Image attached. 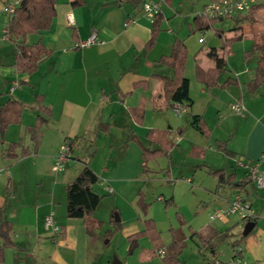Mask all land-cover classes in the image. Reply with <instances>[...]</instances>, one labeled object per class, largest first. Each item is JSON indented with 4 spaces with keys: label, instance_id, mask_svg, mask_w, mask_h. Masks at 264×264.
Segmentation results:
<instances>
[{
    "label": "crops",
    "instance_id": "0c3cea01",
    "mask_svg": "<svg viewBox=\"0 0 264 264\" xmlns=\"http://www.w3.org/2000/svg\"><path fill=\"white\" fill-rule=\"evenodd\" d=\"M156 1L160 6L161 29L154 43L147 46L152 21L146 17L140 4L135 5L127 0H85V4L73 7L70 0H56V13L50 28L39 33H29L25 37L29 43L40 39L52 50L51 55L41 59L35 71L28 73L15 70L12 40L2 37L5 19L1 9L5 0H0V104L8 96L18 98L24 104L20 122L10 124L5 131L4 141L0 143V153L10 141L16 140H20L30 149L27 155L16 159H6L0 154V170L9 177L7 185L0 184L1 214L12 223L14 240V245L4 251L5 264H109V261L104 259L102 240L104 230L112 228V224L104 228L103 232L100 231L101 227L92 235H88L80 219L65 216L64 191L62 194L58 188H63L67 180L75 177L83 165V159H88L89 166L99 177V181L92 185V188L99 185L107 191L106 184L110 185L111 177L123 176L124 180L137 172L141 173L140 144L148 148L157 147V144L152 143L146 136L150 128L172 131L180 126L186 127L183 135L173 137L175 146L168 156H162L166 158L174 153L179 145L178 138L182 139L189 128L198 131L191 124L192 118L182 120L180 117L174 122L168 118L167 113L172 111L171 105H166L159 92V76H171L173 70L158 59L170 53L172 43L177 37L183 38L187 46L184 75L189 80L188 93L192 99L188 110L182 114L202 116L210 128V135L207 137L210 138L215 129L223 125L222 122L214 124L215 120L211 119V114L214 113L217 119L226 123L220 112L222 102L229 106L232 102H241L243 112L239 115L243 122L236 130L239 142L234 144L232 133L225 138H214L209 148L216 149L215 139L228 140V148L237 156L224 154L229 157L230 166L229 169L223 168L226 172L234 171L237 179L246 178L244 169L234 164L237 157L255 160L264 156V74L262 84L252 93L247 92L245 83L254 76L256 63L252 69L245 66L239 71H234L235 75L231 74L228 68L226 72L230 74L224 76L225 72L219 80L221 83L225 77L231 76L237 78L238 84L225 87L220 84L204 86L196 79L195 66L199 64L202 68H208L213 65L207 50L210 46L218 48L221 39L214 36L209 38L206 47H195L193 60L189 62V38L197 30L199 34L204 31L197 28L193 18L208 0H177L176 5L174 0ZM69 13L73 16L72 24L66 22V14ZM183 16H187L186 24L184 28L178 29L175 21ZM129 19L132 21L126 24ZM228 19L232 21L230 32H226L222 25L215 27L222 29L223 36L242 34L241 39L244 40L249 39L245 34L258 31L254 23L236 25L233 18ZM217 21L222 23L224 19ZM93 31H96L98 41L80 46L79 43ZM212 33L215 35L214 31ZM199 37L202 36H197V43L204 44L205 39L199 41ZM8 40L11 48H5L4 43ZM246 55L243 57L244 61L247 59ZM241 73L246 76L242 78ZM38 95H41L42 99ZM197 102L203 104L201 109H198ZM41 104L50 106L51 115L41 127L42 139L37 151L33 152V142L29 133L25 132V127L33 124ZM139 105L144 109L141 122H137L131 114V108ZM100 124L105 128H100ZM73 136L82 137L81 142L73 150V156L64 169L54 171L52 165L60 143ZM191 142L188 152L193 145H198V142ZM91 145L93 148L88 151ZM82 151L85 152L84 155ZM204 156L206 157L205 154ZM158 158L148 160V171L143 175L148 174L150 163ZM203 166L207 168L208 162ZM260 166L264 169V159ZM65 174L71 178L63 177ZM212 177L216 180L213 185L215 191L207 202L213 205V209L216 206H225L236 189L227 184L218 187L217 179ZM224 186L228 187L227 194L222 193ZM139 190L141 188L137 189L136 194ZM237 191L250 204L255 217V220H252L253 228L241 242L239 256L242 264H264V187L257 189L250 182ZM137 198L138 195L135 203ZM157 199L167 202L169 198L158 195ZM49 214L53 222L61 228L59 235L54 236L52 230L44 226V218ZM94 216L97 217V210ZM233 217L235 216L211 222L207 216L204 224L198 228L188 224L190 233L185 232V240L189 238L194 242V246H197V264H202L200 261H203V264H216L217 261L232 259L234 252L230 245L237 235L226 239L230 240L226 258L220 253L219 242L216 243L215 251H210L201 245L199 236L209 238L215 231L232 225L234 227L231 232L237 234L243 231V228H236L239 219ZM109 218L106 221H109ZM210 222L212 229L208 228ZM241 222L244 227L245 222ZM170 240L171 236L162 244L166 245ZM146 249L138 252L141 258L146 256ZM206 260H212L213 263H205Z\"/></svg>",
    "mask_w": 264,
    "mask_h": 264
},
{
    "label": "trees",
    "instance_id": "16d2710c",
    "mask_svg": "<svg viewBox=\"0 0 264 264\" xmlns=\"http://www.w3.org/2000/svg\"><path fill=\"white\" fill-rule=\"evenodd\" d=\"M135 5H139L142 0H127ZM56 0H20L14 10L7 16V27L10 32L12 46L14 51L13 65L16 71L32 73L38 67L41 59L51 55V48L47 47L40 39L34 42H26L25 37L29 33H39L49 29L52 19L55 16ZM73 7L85 4V0H70ZM160 12L155 14L151 23L150 38L147 46H151L158 32L160 31ZM236 25L242 23H254L258 27V31L245 34L252 42V49L258 52V59L254 67V76L249 79L245 85L248 93H252L263 82L264 74V0H256L251 8L244 13L237 14L233 17ZM193 21L196 23L198 29L212 28L214 34L220 37L221 45L216 48L210 46L207 50L208 56L212 59L213 65L208 68H202L199 64L195 66V76L198 81L206 87L216 86L220 84L225 87L230 84H238L237 78L227 76L221 83L219 80L221 76L228 70L226 55L231 52V45L235 40L242 38V34L226 37L222 35V29L213 27V22L216 19H206L195 14ZM247 53V50L245 51ZM187 58V46L183 38H175L171 51L167 55H162L158 59L159 62L164 63L172 68L173 74L171 76L161 75L159 92L161 99L170 106L173 101H178L189 107L192 99L189 96V80L184 75V67ZM1 94V93H0ZM42 99L41 95H38ZM23 102L18 98L8 96L7 99L0 104V143L4 141V135L7 127L12 123H19L23 109ZM131 114L135 117L137 122H141L144 115V109L141 105L131 108ZM51 115L50 106L40 105V112L36 114L33 124L25 127V132L29 133L30 139L33 142L32 151L36 152L40 141L42 139V125L48 120ZM191 124L205 137L210 135V128L202 118V116L194 114L191 116ZM100 128L104 129L103 124ZM186 131L185 126H180L170 131L163 128H150L146 136L152 142L157 144L155 148H148L141 146V173L148 171L147 162L150 159H155L162 156H168L175 146L173 137L176 135H183ZM170 133L172 136H170ZM72 144L73 149L81 142L82 137H67ZM227 139H215L214 144L216 150L225 155L236 157L237 154L230 150L227 146ZM30 149L24 146L20 140L10 141L7 146L1 151V155L6 159H16L27 155ZM205 152L204 147L193 145L189 150V154L198 157H203ZM208 174L217 179V186L227 184L230 188L241 190L250 183L247 178L237 179L235 172H226L224 168H210L207 166ZM99 181L98 175L91 169L88 164V159H83V165L79 172L72 179L67 180L63 185L65 216L72 219H80L84 224L86 233L92 235L96 229H100L104 222L103 220L94 216V213L102 199V195L93 190L92 185ZM8 183V181H7ZM137 206L141 209L143 214L147 213L149 202L144 200L141 190L137 193ZM5 203V201H4ZM115 215L110 214L109 222L112 228L104 230V237H106V244H109L112 236L121 228V222L115 221ZM179 225L177 227L170 226L169 232L171 240L168 244L163 245L160 242V234L156 229L154 220L150 217L143 218L144 227L141 230L132 232L127 235V250L131 254L138 247V240L140 237L147 235L151 240L152 247L146 249L144 252L146 256L142 259H149L150 256L157 255L159 249H163V256L161 259L165 264H184L180 255L185 247L186 236L182 229L186 220L182 213L176 212ZM249 220H255L251 217ZM234 225L217 230L209 238L199 236L200 243L210 251H215L217 242L226 240L237 235L231 241V244H240L246 235L231 232ZM14 245L12 235V223L6 220L1 214L0 207V264L4 263V251L7 247ZM199 250V249H198ZM241 251H238L239 255Z\"/></svg>",
    "mask_w": 264,
    "mask_h": 264
},
{
    "label": "rangeland",
    "instance_id": "374dc122",
    "mask_svg": "<svg viewBox=\"0 0 264 264\" xmlns=\"http://www.w3.org/2000/svg\"><path fill=\"white\" fill-rule=\"evenodd\" d=\"M176 4L177 0H174V5ZM2 16H4L6 26L7 16L5 13H3ZM186 18L187 16H183L180 19H176L175 22L178 29L184 28ZM219 22L221 21H214L213 27L222 25L226 32H230L229 27L232 25L231 20L227 18L224 19L222 23ZM212 31V28H208L199 34V31L197 30L195 31V34L189 38V62H192L193 60L195 47L199 45L206 47L209 42V38L214 36L218 37L217 35H213ZM197 36H202L205 39L204 44L197 43ZM4 44L5 48H11L9 40ZM246 50H248L247 53L245 52ZM249 52L250 54L248 55ZM245 54H247L246 61H244L243 58ZM257 58L258 52L252 49L251 41L249 39L235 40L231 45V52L226 57L227 67L230 69V73H234L235 75L234 71H239L245 66L252 69ZM230 73L226 72L224 76ZM245 76L246 74L241 73L242 78ZM197 103L198 109H201L200 107H202L203 104L201 102ZM220 112L226 123H224L222 119H217L214 113H212L211 119L213 118L215 120V122L212 120L213 123L217 124L222 122L223 125L215 129L210 138L205 137L193 128H189L188 133L182 139L178 138L179 145L170 157H160L150 163V170L148 174L143 175L137 172L134 176L129 178L125 177L124 180H122L123 176L111 177L109 181L110 185L106 184V187L111 186L113 188V192L111 193L104 191L99 185L94 186L93 189L102 195V199L96 209L97 217L106 221L111 213H116L118 214L121 223H123L121 228L110 239V244L105 243L106 237L102 240V247L105 252V261L107 259L109 264H113L112 260L117 258L122 264H165L159 257L158 251L157 255L150 256L149 260H143L141 256H139L138 252L143 251L144 248L150 249V247H152L151 240L147 235L140 237V245L133 253L128 254L126 252L127 235L133 231L143 228L144 217H151L155 220L156 229L159 231L161 243L169 240V227H177L179 225L176 217L177 211L182 213L186 218V223L182 226L185 236H187L186 233H190L188 224L192 225L193 228H198L200 225L204 224L207 216L209 219L208 213L211 211L213 205L207 201L211 199V195L213 194V191H215L213 185L216 180L208 174L207 168L203 166V164L208 162V166L211 168L224 167L225 169H229L230 166L229 157L214 148H209V146H211L214 138H225L232 133L234 135V144L239 142V136L236 134V130L243 122L242 117L234 112L228 104H224V102H222ZM167 114L168 118H170L173 122L177 121L180 117H182V120H185L187 117L191 118L190 113H185L181 116L170 111ZM191 141L198 142V145L206 148L204 153L206 155V157L204 156L205 158L189 154L188 149L192 143ZM91 148H93V145L89 147L88 151H90ZM84 153L85 152L82 151V155H84ZM168 167H170V169H168ZM238 172H240V170ZM4 173L5 172L1 169L0 181L2 183L0 184L5 186L7 185L9 177ZM63 177L68 179L70 176L65 174ZM187 178H191L192 180H187ZM140 188L142 190L144 200L150 202L145 215L135 203V199L137 197L136 192L137 189ZM58 191L63 194L62 186H59ZM222 193H228L227 186L222 188ZM158 195L169 199H167V202L164 200H158ZM203 201L206 202V205ZM121 218L123 220H121ZM233 218L237 219V217ZM109 224H111L109 221L104 222L100 231L103 232L104 228L109 227ZM211 225L212 223L210 222L208 226L209 229H212L210 227ZM236 228L239 230L243 228V223L240 220L236 223ZM229 242L230 240H223L218 243L220 246L219 250L221 251L220 253L223 258H226L229 253ZM197 254V246H194V242L188 238L180 256L182 261H185L186 264H197ZM206 262L213 263L212 260H206L205 263ZM200 263L203 264V261H200ZM103 264L106 263L103 262Z\"/></svg>",
    "mask_w": 264,
    "mask_h": 264
},
{
    "label": "built area",
    "instance_id": "2783aa9c",
    "mask_svg": "<svg viewBox=\"0 0 264 264\" xmlns=\"http://www.w3.org/2000/svg\"><path fill=\"white\" fill-rule=\"evenodd\" d=\"M20 0H5L2 12L5 14H10L13 12L15 6L18 5ZM256 0H208L202 8L197 12V14L206 19H226L233 18L237 14L247 12ZM140 7L146 17L151 21L154 19L155 14L160 12V6L156 0H142ZM129 19L126 24L131 22ZM66 22L69 24L73 23L72 14H66ZM2 37L4 39L10 38V32L7 25L3 28ZM203 37H199V41H202ZM98 41L96 31H93L88 38L79 43L80 46L90 44L92 42ZM231 109L237 114H242L243 105L239 101L230 103ZM171 109L174 114H182L188 110V107L181 102L173 101L171 104ZM73 147L68 138H65L59 145L58 151L55 155L52 169L54 171H62L67 164V162L73 156ZM264 156L259 159L248 160L243 156L237 157L235 159V165L237 167L243 168L245 171V177L253 183V185L259 189L264 187V169L261 168V161ZM187 180H190L187 178ZM107 191L112 192L111 186L106 187ZM159 199L161 197L159 196ZM230 216L237 217L240 221L247 222L251 217H253V212L250 204L245 200L244 196L239 192H234L232 198L225 206H216L209 213V220L211 222L223 221ZM44 226L46 229H51L53 235H59L61 233V228L58 224L53 222L52 216L46 215L44 218ZM230 249L234 252V256L229 261H217L216 264H242V259L237 254L241 251L242 247L240 244H231ZM160 257L163 256V249L158 250Z\"/></svg>",
    "mask_w": 264,
    "mask_h": 264
},
{
    "label": "water",
    "instance_id": "95a60500",
    "mask_svg": "<svg viewBox=\"0 0 264 264\" xmlns=\"http://www.w3.org/2000/svg\"><path fill=\"white\" fill-rule=\"evenodd\" d=\"M114 218H115V221H118L119 220L118 214L115 213ZM253 226H254V221L249 220V221L245 222L242 233L244 235L248 234V232L253 228ZM112 263L113 264H122L117 258H114L112 260Z\"/></svg>",
    "mask_w": 264,
    "mask_h": 264
}]
</instances>
